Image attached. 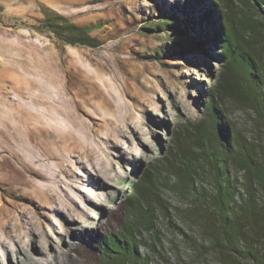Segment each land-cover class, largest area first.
I'll list each match as a JSON object with an SVG mask.
<instances>
[{"label": "rangeland", "instance_id": "rangeland-1", "mask_svg": "<svg viewBox=\"0 0 264 264\" xmlns=\"http://www.w3.org/2000/svg\"><path fill=\"white\" fill-rule=\"evenodd\" d=\"M167 1L0 0V183L16 189L17 182L34 198L19 201L0 191V264H99L93 239L120 229L117 202L130 189L124 181L137 179L151 156L166 154L167 131L200 118L222 69L219 43L208 30L206 47L162 54L175 33L142 26L160 20L156 4ZM197 3L166 11L184 18L215 3L221 12L219 0ZM47 13L80 26L97 24L90 35L100 45L63 43L31 27ZM215 20L217 25L219 16ZM7 65L21 68L22 76ZM7 82L19 90L16 105L6 102L12 95ZM225 108L248 136L257 131L264 138V122L245 103L228 98ZM188 136L186 143L196 149ZM113 192L117 202L110 201ZM163 198L175 223L158 212L163 246H173L183 264H218L209 252L193 253L178 231L176 207L190 197L168 190ZM166 254L175 259L169 248Z\"/></svg>", "mask_w": 264, "mask_h": 264}, {"label": "trees", "instance_id": "trees-1", "mask_svg": "<svg viewBox=\"0 0 264 264\" xmlns=\"http://www.w3.org/2000/svg\"><path fill=\"white\" fill-rule=\"evenodd\" d=\"M198 1L157 3L161 19L142 28L157 25L158 29L175 33L177 38L172 34L165 51L161 50L168 56L198 51L203 34L212 31L219 43L222 69L206 93L200 118L191 127L185 124L167 131L166 154L151 156L137 179L124 181L130 188L124 198L118 201L113 192L110 201H118L116 211L123 212V218L119 230L93 239L99 245V264H163L160 259L164 264H183L173 246L168 248L175 259L169 260L168 248L163 246L156 225L158 212L170 226L175 225L163 198V191L168 190L180 199L190 197L188 204L177 205L176 209L181 222L178 231L193 253L209 252L218 264H264V138L257 131L248 136L229 118L225 108L226 99L232 98L245 103L264 122V0H219L221 12L214 3L202 9V16L183 18L166 11L167 7L185 8ZM218 16L220 21L215 25ZM198 21L203 26H198ZM96 25L80 26L61 14L47 13L34 18L31 27L53 34L63 43L96 47L101 42L90 35ZM6 68L11 69L9 65ZM11 70L23 73L21 68ZM6 84L12 88L6 102L16 105L19 90L14 82ZM68 84L67 75L66 87ZM189 133L196 149L186 143ZM10 161L4 158L2 163ZM13 183L27 195V188ZM17 188L0 183L5 196L34 201L30 191L31 195L25 196ZM198 236L206 242H198ZM142 245L149 250L144 251Z\"/></svg>", "mask_w": 264, "mask_h": 264}, {"label": "bare ground", "instance_id": "bare-ground-1", "mask_svg": "<svg viewBox=\"0 0 264 264\" xmlns=\"http://www.w3.org/2000/svg\"><path fill=\"white\" fill-rule=\"evenodd\" d=\"M199 2H201V1H198V3H199ZM198 3H197V4H198ZM202 5H203V3H202ZM216 15H217V14H216ZM208 41H209V37L204 36V38H202V42H203V45H202V46H203V47H206ZM202 46H201V47H202Z\"/></svg>", "mask_w": 264, "mask_h": 264}]
</instances>
